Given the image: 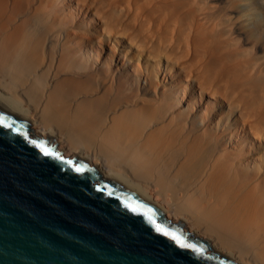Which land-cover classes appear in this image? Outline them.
I'll use <instances>...</instances> for the list:
<instances>
[{
    "label": "bare ground",
    "instance_id": "1",
    "mask_svg": "<svg viewBox=\"0 0 264 264\" xmlns=\"http://www.w3.org/2000/svg\"><path fill=\"white\" fill-rule=\"evenodd\" d=\"M241 7L0 0V105L221 254L264 264V47L231 17Z\"/></svg>",
    "mask_w": 264,
    "mask_h": 264
},
{
    "label": "water",
    "instance_id": "2",
    "mask_svg": "<svg viewBox=\"0 0 264 264\" xmlns=\"http://www.w3.org/2000/svg\"><path fill=\"white\" fill-rule=\"evenodd\" d=\"M0 119V264H238L152 201L57 150L52 136H32L28 116L0 105Z\"/></svg>",
    "mask_w": 264,
    "mask_h": 264
},
{
    "label": "rangeland",
    "instance_id": "3",
    "mask_svg": "<svg viewBox=\"0 0 264 264\" xmlns=\"http://www.w3.org/2000/svg\"><path fill=\"white\" fill-rule=\"evenodd\" d=\"M221 1L225 2L226 0ZM233 1L239 2L242 7L238 10L231 9V17H233V19L235 20H238V25L242 23L243 25H246L249 29L255 28L256 30H254L253 36L255 37L256 41L264 47V37L259 36L264 34V0H231V2ZM254 21L258 25L257 27H255ZM262 51L263 50H260V52ZM31 135L34 137L37 136V134L34 133L32 130Z\"/></svg>",
    "mask_w": 264,
    "mask_h": 264
},
{
    "label": "snow or ice",
    "instance_id": "4",
    "mask_svg": "<svg viewBox=\"0 0 264 264\" xmlns=\"http://www.w3.org/2000/svg\"><path fill=\"white\" fill-rule=\"evenodd\" d=\"M4 124H5L4 120H3V119H0V126H4ZM7 126H8L9 128L12 127L11 124H9V125H7ZM42 151H43V154L46 155V156H55V155H56L55 153H53V152L47 150V148H46V147H43V146H42ZM76 171H77V172H83L84 170H83L82 168H77ZM129 207L131 208L130 205H129ZM132 211H136V209L133 208ZM157 231H161V232H163V230L160 229L159 227H157ZM164 234L167 235V236H169V237H173V238H175L174 235H173L172 233H164Z\"/></svg>",
    "mask_w": 264,
    "mask_h": 264
}]
</instances>
